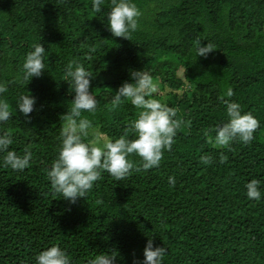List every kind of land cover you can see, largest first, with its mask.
I'll list each match as a JSON object with an SVG mask.
<instances>
[{"label":"trees","instance_id":"16d2710c","mask_svg":"<svg viewBox=\"0 0 264 264\" xmlns=\"http://www.w3.org/2000/svg\"><path fill=\"white\" fill-rule=\"evenodd\" d=\"M131 2L141 16L130 41L109 30L111 0L100 13L92 0H0V83L8 88L0 98L12 106L0 134L11 129L10 150L22 155L31 145L33 154L18 172L2 166L0 153V264H36L38 253L53 244L71 264L108 251L118 253L116 264H142L149 238L154 247H166L162 264H264V0ZM197 39L216 50L197 56ZM37 43L46 50L45 71L25 85L22 66ZM71 60L94 75L90 91L98 106L82 113L94 131L87 140H114L137 118L139 110L127 101L109 111L136 70L148 72L163 91L151 98L190 122L158 167L121 181L104 171L74 204L53 194L47 176L61 147V116L74 98L71 83L62 80ZM25 94L35 97L29 117L16 106ZM221 97L259 120L251 143L234 141L230 151L207 143L205 130L228 120ZM205 154L213 163H201ZM129 158L140 163L138 156ZM251 179L261 181L258 201L247 196Z\"/></svg>","mask_w":264,"mask_h":264},{"label":"clouds","instance_id":"9594fccd","mask_svg":"<svg viewBox=\"0 0 264 264\" xmlns=\"http://www.w3.org/2000/svg\"><path fill=\"white\" fill-rule=\"evenodd\" d=\"M104 0H92V9L101 12ZM111 9L107 12L108 27L114 37L132 40V33L138 30V18L141 12L131 0H111ZM197 56L207 57L216 50L210 43L195 41ZM45 48L42 43L33 46L28 52L23 63L22 80L25 85L32 77H40L45 71ZM134 82H124L119 86L111 99L109 111H115L126 101L136 109L137 118L129 123L122 135L111 140H87L92 122L82 115L84 112L93 113L98 106L96 96L90 91L91 79L94 75L77 60L67 64L62 80L71 83L74 98L67 113L62 115L64 121L61 131V147L57 159L47 170V176L53 194L75 203L79 198H85L93 188L94 183L102 179V172L106 171L116 181L128 178L133 171L148 170L158 167L163 159L164 151H170L175 143V137L182 126L190 122L177 117V109L170 107L158 99L151 98L157 91V83L146 71H132ZM8 91L6 84L0 83V94ZM234 92L227 89L225 96L232 97ZM221 102L226 105L228 120L214 129H207L204 135L207 143L218 149L231 150L234 141L247 145L254 139V133L259 128V120L250 112L242 113L241 105L230 99L221 97ZM35 97L29 94L21 95L16 102L20 112L29 117L34 110ZM12 117V106L0 98V123L7 122ZM215 131L213 138L210 133ZM134 137V138H130ZM13 144L12 131L9 129L0 134V153L3 155L5 168L22 172L30 166L32 151L31 145L24 148L23 154L10 150ZM138 156L140 163L131 160L130 156ZM204 165L213 163V157L205 154L200 157ZM220 163L227 161V156L221 153ZM174 177H169V185L175 186ZM261 181L251 179L246 184L247 196L250 199L260 200ZM99 203V201H98ZM167 254L166 247L153 246L151 238L148 239L144 250L142 264H162ZM118 253L100 252L90 259L87 264H116ZM36 264H71V260L58 244H53L42 250L36 256ZM134 264H136L134 260Z\"/></svg>","mask_w":264,"mask_h":264},{"label":"rangeland","instance_id":"374dc122","mask_svg":"<svg viewBox=\"0 0 264 264\" xmlns=\"http://www.w3.org/2000/svg\"><path fill=\"white\" fill-rule=\"evenodd\" d=\"M181 73H182V71L180 69H178L177 74L180 76ZM157 90H158V93H163L162 90H160V89H157ZM89 133L93 134L94 131L93 130H89ZM97 137L100 139L101 142H103L104 139L102 137H100V136H94L92 139H96Z\"/></svg>","mask_w":264,"mask_h":264}]
</instances>
